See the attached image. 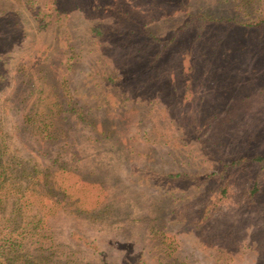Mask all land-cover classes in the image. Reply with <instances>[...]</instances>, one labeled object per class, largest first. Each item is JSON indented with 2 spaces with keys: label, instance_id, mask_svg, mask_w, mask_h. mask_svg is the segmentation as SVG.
Masks as SVG:
<instances>
[{
  "label": "rangeland",
  "instance_id": "obj_1",
  "mask_svg": "<svg viewBox=\"0 0 264 264\" xmlns=\"http://www.w3.org/2000/svg\"><path fill=\"white\" fill-rule=\"evenodd\" d=\"M0 30L1 160L65 192L51 264H264V0H0Z\"/></svg>",
  "mask_w": 264,
  "mask_h": 264
},
{
  "label": "trees",
  "instance_id": "obj_2",
  "mask_svg": "<svg viewBox=\"0 0 264 264\" xmlns=\"http://www.w3.org/2000/svg\"><path fill=\"white\" fill-rule=\"evenodd\" d=\"M204 18V16H191L187 20V24L199 23ZM216 20L228 21L229 19L216 17ZM259 23L242 22L246 25ZM10 34L12 33L0 30V46L4 49L11 43ZM2 64L0 57V90L7 84V80L4 79L7 73ZM30 83L27 81V84L30 85ZM33 88L39 93L33 106L37 105L40 108V104H42L43 108L33 107L31 112L21 113L18 118L21 128L23 131L31 133L38 144L54 142L59 136V131L54 127V119L58 111H52L46 107L49 103L45 100L47 96H45L46 92L43 88ZM31 94L29 93V95ZM76 102L78 103V101ZM1 159L2 157H0V264H51L54 255H56L54 254L55 242L46 227L47 213L41 211L40 203L55 193L58 195L56 196L57 200L60 201L65 196L64 189L61 190L60 185L55 184L54 172L38 171L31 181L20 184L17 177ZM252 159L261 162L264 160V156L255 155Z\"/></svg>",
  "mask_w": 264,
  "mask_h": 264
}]
</instances>
